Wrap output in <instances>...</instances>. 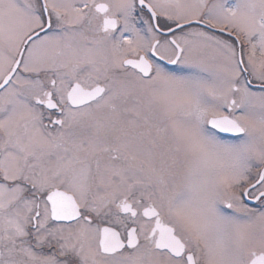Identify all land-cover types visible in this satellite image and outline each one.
<instances>
[{"label": "snow or ice", "instance_id": "1", "mask_svg": "<svg viewBox=\"0 0 264 264\" xmlns=\"http://www.w3.org/2000/svg\"><path fill=\"white\" fill-rule=\"evenodd\" d=\"M0 264H264V0H0Z\"/></svg>", "mask_w": 264, "mask_h": 264}]
</instances>
